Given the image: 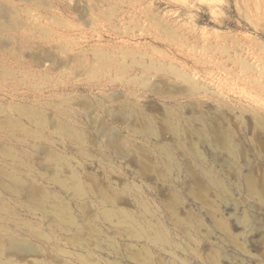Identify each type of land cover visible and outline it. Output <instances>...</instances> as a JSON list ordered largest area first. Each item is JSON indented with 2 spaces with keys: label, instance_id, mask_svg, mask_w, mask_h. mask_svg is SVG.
<instances>
[{
  "label": "rangeland",
  "instance_id": "1",
  "mask_svg": "<svg viewBox=\"0 0 264 264\" xmlns=\"http://www.w3.org/2000/svg\"><path fill=\"white\" fill-rule=\"evenodd\" d=\"M0 249L264 264V0H0Z\"/></svg>",
  "mask_w": 264,
  "mask_h": 264
},
{
  "label": "bare ground",
  "instance_id": "2",
  "mask_svg": "<svg viewBox=\"0 0 264 264\" xmlns=\"http://www.w3.org/2000/svg\"><path fill=\"white\" fill-rule=\"evenodd\" d=\"M212 182L214 184H219L215 179H212ZM77 192L79 194H81L83 191L81 189V186L79 184H77ZM114 213L113 212H110L108 213V216L109 217H114ZM126 220L130 223V225L132 227H135L137 225V220H135L133 217L131 216H125ZM137 233V236L139 238H144V237H147L149 240H153V241H156V242H163L165 237H164V234L160 233L159 230H157L156 228H151L150 231H146L144 230L143 228H139L138 231L136 232ZM2 250L0 249V252Z\"/></svg>",
  "mask_w": 264,
  "mask_h": 264
}]
</instances>
